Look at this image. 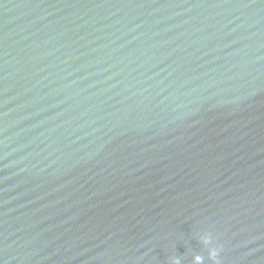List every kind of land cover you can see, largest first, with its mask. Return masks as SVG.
I'll return each mask as SVG.
<instances>
[{
    "label": "water",
    "instance_id": "1",
    "mask_svg": "<svg viewBox=\"0 0 264 264\" xmlns=\"http://www.w3.org/2000/svg\"><path fill=\"white\" fill-rule=\"evenodd\" d=\"M0 264H264V0H0Z\"/></svg>",
    "mask_w": 264,
    "mask_h": 264
}]
</instances>
